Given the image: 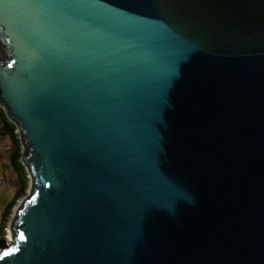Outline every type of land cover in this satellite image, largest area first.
<instances>
[{"label":"water","instance_id":"1","mask_svg":"<svg viewBox=\"0 0 264 264\" xmlns=\"http://www.w3.org/2000/svg\"><path fill=\"white\" fill-rule=\"evenodd\" d=\"M0 106V264H264V0H0Z\"/></svg>","mask_w":264,"mask_h":264},{"label":"trees","instance_id":"2","mask_svg":"<svg viewBox=\"0 0 264 264\" xmlns=\"http://www.w3.org/2000/svg\"><path fill=\"white\" fill-rule=\"evenodd\" d=\"M0 135H7L12 141L13 147L9 153V157L15 172L18 176L19 187L11 200L8 202V205L5 207L3 211V220L0 226V246L3 244L5 240V236L7 235V224L9 222V215L13 211V206L16 201L24 194L28 186L30 185V177L29 173L26 169V166L22 161V143L20 141L18 128L14 122H12L9 118H7L4 109L0 106Z\"/></svg>","mask_w":264,"mask_h":264},{"label":"rangeland","instance_id":"3","mask_svg":"<svg viewBox=\"0 0 264 264\" xmlns=\"http://www.w3.org/2000/svg\"><path fill=\"white\" fill-rule=\"evenodd\" d=\"M12 147L13 144L10 138L7 135H0V226L3 220V211L19 187L18 176L9 157ZM29 193L30 185L13 206V211L8 218L9 222L6 228L7 235L5 236V240L2 244L3 246L12 242V236L9 228L11 219L14 217L15 211L19 207L21 200L24 197H27Z\"/></svg>","mask_w":264,"mask_h":264},{"label":"snow or ice","instance_id":"4","mask_svg":"<svg viewBox=\"0 0 264 264\" xmlns=\"http://www.w3.org/2000/svg\"><path fill=\"white\" fill-rule=\"evenodd\" d=\"M21 238H23V237L21 236Z\"/></svg>","mask_w":264,"mask_h":264}]
</instances>
